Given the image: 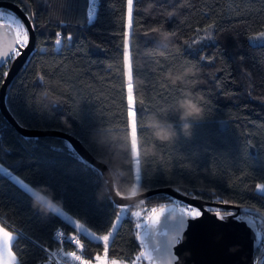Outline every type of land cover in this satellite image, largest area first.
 I'll return each instance as SVG.
<instances>
[{
	"label": "trees",
	"instance_id": "trees-1",
	"mask_svg": "<svg viewBox=\"0 0 264 264\" xmlns=\"http://www.w3.org/2000/svg\"><path fill=\"white\" fill-rule=\"evenodd\" d=\"M6 1L21 7L35 34L34 50L5 94L21 126L78 139L108 168L120 197L171 187L204 201L251 208L264 239V0H133L129 31L127 0ZM10 62L0 68V85ZM185 97L203 109L190 137L179 131L175 113ZM153 114L176 125L172 141L153 137L146 123ZM0 164L6 168L0 170V222L16 235L10 249L18 264H45L46 250L59 245L56 229L64 249L80 251L86 261L105 256L150 264L139 257L136 235L153 209L172 197L159 193L116 205L101 170L67 140L23 136L1 111ZM11 175L97 235L107 234L125 208L107 253L102 242L35 205ZM257 253L264 264V240Z\"/></svg>",
	"mask_w": 264,
	"mask_h": 264
},
{
	"label": "water",
	"instance_id": "water-1",
	"mask_svg": "<svg viewBox=\"0 0 264 264\" xmlns=\"http://www.w3.org/2000/svg\"><path fill=\"white\" fill-rule=\"evenodd\" d=\"M0 8L11 11L22 22L28 36L27 43L20 46L14 29L8 23H0V68L9 61L14 48L18 46L19 49V55L11 59L0 85V111L7 121L23 136L53 135L67 140L81 158L101 170L116 205H130L148 196L165 193L173 199L197 207L201 212L199 217L192 218L174 202L156 208L155 213L150 214L147 222L136 235L137 241L142 245L140 259L149 261L150 264H253L254 252L263 238L256 219L249 214L242 218L229 216L227 219H221L222 215L219 212H210L206 207L258 213L255 210L204 201L171 187H161L120 197L114 190L108 168L95 160L78 139L60 130L28 129L13 118L5 104L6 90L34 50L35 34L27 14L19 5L12 1L1 0Z\"/></svg>",
	"mask_w": 264,
	"mask_h": 264
},
{
	"label": "clouds",
	"instance_id": "clouds-1",
	"mask_svg": "<svg viewBox=\"0 0 264 264\" xmlns=\"http://www.w3.org/2000/svg\"><path fill=\"white\" fill-rule=\"evenodd\" d=\"M179 121V131L185 136H191L193 122L202 119L203 109L192 98L185 97L177 102L175 109ZM153 137L161 142L172 141L178 134L176 125L170 121H163L154 114L146 122ZM34 204L45 211H55L58 203L49 196L43 195L39 190L34 193Z\"/></svg>",
	"mask_w": 264,
	"mask_h": 264
},
{
	"label": "rangeland",
	"instance_id": "rangeland-1",
	"mask_svg": "<svg viewBox=\"0 0 264 264\" xmlns=\"http://www.w3.org/2000/svg\"><path fill=\"white\" fill-rule=\"evenodd\" d=\"M0 23H8L14 29L15 34H16V38H17V36L19 34V38L21 40L23 39L24 34L26 32V29L23 26L22 22L14 14L6 12V11H3V10H0ZM129 30H130V21H129V16H128L127 31H129ZM18 45L24 46V45L19 44V43H18ZM126 51H127L128 59H127V62H125V63H126L127 73L129 74V54H128V50L127 49H126ZM18 52H19V49H18V46H16L14 48L13 52L11 53L9 60L13 59L14 56L17 55ZM128 93H129V89H128ZM132 118H133V116H131V119ZM132 125H133V122L131 123V142H132V139H133V137H132ZM132 151H133L134 157L136 158V156H137V147H136L135 150L132 148ZM0 170L6 171V168L0 164ZM134 172L136 174V179L138 181L139 175H138V161H137V159H135V162H134ZM12 177L17 183H19L20 185L24 186L25 183L19 177H17L16 175H11V178ZM27 188H30V187L27 186ZM31 189H33V188H31ZM173 202L176 203L183 211H184V209H191V208H195L197 211H199V209L197 207L189 205V204H186L184 202H181L180 200L173 199ZM125 210L126 209L123 208V207L119 209L118 215H117L116 219L113 222V225H115V227H113V225H112L110 231L107 234L97 235L94 232H92L91 230H89L86 226H84L81 222H79L78 220H76L72 216L68 215L66 212H64L59 206L57 208V211H59L63 216L65 215L71 221H73L75 223V225L79 229H81L85 234H88L93 239L101 241L103 244H105V242L102 239H100V237H103V236L107 235L109 237V240L107 241V244H108V242L112 238L113 233L115 232L116 228L118 227V225L120 223V220H121L123 214L125 213ZM134 212L138 213L137 210H135ZM118 217H119V219H118ZM135 217H137V216H135ZM145 222L146 221H144V223ZM144 223L141 222V223H139V225L144 224ZM107 264H111V261L110 262L107 261ZM135 264H138V263L136 262ZM146 264H149V263L146 262Z\"/></svg>",
	"mask_w": 264,
	"mask_h": 264
},
{
	"label": "snow or ice",
	"instance_id": "snow-or-ice-1",
	"mask_svg": "<svg viewBox=\"0 0 264 264\" xmlns=\"http://www.w3.org/2000/svg\"><path fill=\"white\" fill-rule=\"evenodd\" d=\"M127 8H128L129 21L131 23V17H132V13H133V0H127ZM27 40H28V36H27L26 32H25L24 37H23L22 40L19 38V34H18L17 43L25 45L27 43ZM60 42H61L60 40L56 41L57 44H59ZM17 55H19V53H17ZM127 59H128L127 51H125V62H127ZM128 89H129L128 115L129 116H135V113H134L133 108H132V85H131V83H129ZM136 136H137V124L134 122L133 125H132V137H133V139H132V148L134 150L137 147V145H136ZM133 195H135V192H133ZM155 211L156 210L153 209V213H155ZM161 211H163V210H161ZM184 211L189 216H191L192 218H197V217H199L201 215V212L197 211L195 208L184 209ZM132 215L133 216H138L139 213L133 212ZM228 215H231V213L229 212ZM217 216H219V213H217ZM118 219H119V217H118ZM157 219H158V217H157ZM221 219H223V217H221ZM113 227H115V225H113ZM0 233L3 234V237L5 238L6 241H10L11 240V233H9L8 231L4 230L2 227H0ZM100 239H102L105 242V252L107 253V241L109 240V237L106 235V236L100 237ZM76 243H79V241H76ZM72 255L75 257V259L81 260V257L75 256V253H72ZM96 260H97L98 264H107V259L106 258L104 260H102L99 256H97ZM81 264H89V262L82 260ZM111 264H118V262L116 260H113L111 262Z\"/></svg>",
	"mask_w": 264,
	"mask_h": 264
},
{
	"label": "built area",
	"instance_id": "built-area-1",
	"mask_svg": "<svg viewBox=\"0 0 264 264\" xmlns=\"http://www.w3.org/2000/svg\"><path fill=\"white\" fill-rule=\"evenodd\" d=\"M53 238L55 241L59 243L57 247H53L50 249H47L45 252L46 255V261L45 264H81V261L84 260V257L82 256L80 251L74 250V249H64L63 247V234L60 229H56L53 233ZM72 253H75V256L81 257V260L75 259V257L72 255ZM112 261L115 259H111ZM111 261V262H112ZM118 264H128L126 262L118 261ZM89 262V261H88ZM89 264H93L90 263Z\"/></svg>",
	"mask_w": 264,
	"mask_h": 264
},
{
	"label": "crops",
	"instance_id": "crops-1",
	"mask_svg": "<svg viewBox=\"0 0 264 264\" xmlns=\"http://www.w3.org/2000/svg\"><path fill=\"white\" fill-rule=\"evenodd\" d=\"M13 179V177H12ZM14 180V179H13ZM15 181V180H14ZM16 182V181H15ZM17 183V182H16ZM25 183V182H24ZM18 185H20L19 183H17ZM23 189L27 190L31 195L34 196V193L36 190L31 189L32 187L29 186L27 183L23 185H20ZM30 187V188H27ZM56 213H58L60 216H62L63 218H65L66 220H68L79 232L84 233L81 229H79L75 223L73 221H71L68 217H66L65 215L63 216L59 211H57V209L55 210ZM69 215V214H68ZM0 227H2L4 230L8 231L9 233H11V240L10 241H6L5 238L3 237V234L0 233V264H18V260L17 257L15 256V254L11 251L10 249V244L12 242V240L15 238V233L11 232L9 229H7L1 222H0ZM85 234V233H84ZM87 236H89L88 234H86ZM90 237V236H89ZM91 238V237H90ZM93 239V238H92ZM96 240V239H93ZM99 241V240H96ZM101 242V241H100ZM109 243V242H108ZM105 247V244H103ZM108 245V244H107ZM106 257H102L101 259L104 260ZM107 259V258H106ZM107 261H112L111 259H107ZM90 263L93 264H98L96 258L93 261H89Z\"/></svg>",
	"mask_w": 264,
	"mask_h": 264
},
{
	"label": "flooded vegetation",
	"instance_id": "flooded-vegetation-1",
	"mask_svg": "<svg viewBox=\"0 0 264 264\" xmlns=\"http://www.w3.org/2000/svg\"><path fill=\"white\" fill-rule=\"evenodd\" d=\"M206 209L208 211H210V212H219L224 219H227L229 216H231L232 218H234V217L242 218L244 215L249 214L250 216H252L253 218H255L257 220L258 227L259 226L262 227L260 225L261 222L259 221V217H256L254 213H246V212H242V211L237 212L235 209L225 210V209L215 208V207H210V206H207ZM229 212L231 213V215H228ZM263 240L264 239L262 238V241ZM260 253H262V252H260ZM260 253H257V250H255L254 256H253L254 257L253 258V261H254L253 264H259V260H260L259 259V255H260Z\"/></svg>",
	"mask_w": 264,
	"mask_h": 264
}]
</instances>
